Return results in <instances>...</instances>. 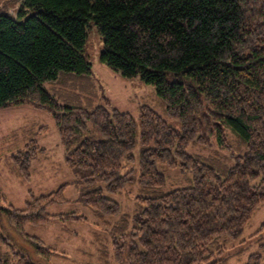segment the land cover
Returning <instances> with one entry per match:
<instances>
[{
    "label": "trees",
    "instance_id": "1",
    "mask_svg": "<svg viewBox=\"0 0 264 264\" xmlns=\"http://www.w3.org/2000/svg\"><path fill=\"white\" fill-rule=\"evenodd\" d=\"M93 24L101 61L154 85L180 128L148 104L137 122L109 102H61L47 89L92 75ZM21 104L54 117L87 214L52 211L69 202L70 183L28 190L23 208L3 205L0 189V264L63 256L31 232L55 220L93 221L94 250L77 249L96 264H223L264 203V0H21L16 15L0 11V109ZM28 146L17 162L25 180L39 150ZM135 188V209L123 212L114 195Z\"/></svg>",
    "mask_w": 264,
    "mask_h": 264
},
{
    "label": "rangeland",
    "instance_id": "2",
    "mask_svg": "<svg viewBox=\"0 0 264 264\" xmlns=\"http://www.w3.org/2000/svg\"><path fill=\"white\" fill-rule=\"evenodd\" d=\"M20 3L21 0H0V11L16 15ZM102 48L103 40L93 24L89 28L87 42V52L93 65L92 75L87 78L62 75L59 81L47 84V89L57 94L61 102L66 100L80 104L109 102L111 106L130 112L137 122L140 107L148 104L164 116L170 125L180 128V123L165 113L154 85L145 83L140 76L126 78L119 71L110 68L101 61ZM96 135L100 136L98 133ZM31 139H34L33 142ZM28 143L30 146L36 144L39 150L31 148L32 152L36 151V155L29 169L31 177L25 180L20 175L17 162L22 163L23 149L29 148ZM189 151L193 152L191 149ZM135 165L138 167V161ZM165 172L174 178L178 172L180 173V169L170 167ZM66 183H70L66 191L69 202L61 207H54L52 211L68 212L74 209L87 214L81 204V194L75 183L74 174L66 162L65 145L54 117L46 110L27 104L1 108L0 189L5 194L3 205L12 204L23 208L28 199L26 190L33 189L36 194H41L53 191ZM136 192L135 188L131 192L125 191L114 195L121 203L123 212L128 213L135 209ZM92 222L85 220L69 223L55 220L44 229H34L31 232L42 237L47 245L52 247L55 245L58 250L64 252L63 256L54 257L51 264H96L93 257L90 258L77 249L89 248V252L94 250L93 245L86 244L91 241L92 232L97 229ZM262 223H264V203L246 226L241 237L235 241L236 244L243 239L246 242L226 250L223 264H246L249 256L255 252L262 254L260 264H264V232L250 237L256 233ZM69 231H76L77 234H70ZM28 240L27 237L13 235L12 243L18 250L33 253L34 247Z\"/></svg>",
    "mask_w": 264,
    "mask_h": 264
},
{
    "label": "crops",
    "instance_id": "3",
    "mask_svg": "<svg viewBox=\"0 0 264 264\" xmlns=\"http://www.w3.org/2000/svg\"><path fill=\"white\" fill-rule=\"evenodd\" d=\"M33 190V189H32ZM27 192H28V190H26ZM26 197H27V195H26Z\"/></svg>",
    "mask_w": 264,
    "mask_h": 264
}]
</instances>
